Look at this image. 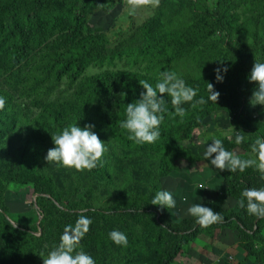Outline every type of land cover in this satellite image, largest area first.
Returning a JSON list of instances; mask_svg holds the SVG:
<instances>
[{
    "label": "rangeland",
    "instance_id": "374dc122",
    "mask_svg": "<svg viewBox=\"0 0 264 264\" xmlns=\"http://www.w3.org/2000/svg\"><path fill=\"white\" fill-rule=\"evenodd\" d=\"M122 1L119 12L114 15H110V11L117 0L88 2L86 23L77 43L64 42L69 23L66 20L54 31L47 27V43L41 47L36 43L37 37L30 33L29 58L26 61L16 63L9 59L8 54L3 57L0 64V97L4 99L0 111V127H4L0 137V192L4 193L6 205L4 219L16 227L22 225L26 228V224H34L39 229L37 234L42 235L44 214L38 203L43 196L40 189L48 188L50 177L56 181L57 189L64 192L65 201L60 207L75 208V220L85 216L89 210L103 212L104 216L91 219L87 233L76 248L90 254L96 264H264V219L257 220L248 214V224L242 225L241 212L247 213L236 203L238 190L264 186V179L255 167L234 173L227 169L217 170L203 156L206 145L211 144L215 136L223 141L226 149L235 151L242 158H255L251 145L257 136L264 135V105L249 103L257 87L256 82H249L248 102L238 116L240 120L250 122V128L239 125L233 115L223 111L214 112L202 121L200 128L195 129L184 118H174L171 122L164 120L160 125V138L152 144L145 143L146 148L140 150L122 147L113 133L119 130L127 136V130L103 126L98 117L99 113L118 112L115 102L120 98L119 93L102 91L91 97L89 90L81 84L98 75L126 73L150 80L154 86L159 79V71L153 70L152 60L158 53L149 55L145 61L135 62V57H124L113 66H92L76 84L67 78L58 84L54 76L48 77V66L53 59L61 56L70 58L73 47L87 46L91 38L116 48L124 47L127 40L134 38L138 43L153 44L154 38L163 39L170 33L181 37L183 31L184 42L199 46L198 39L204 34L203 26L189 24V16L183 11L181 16L175 15V5L179 0ZM193 1L200 13L219 0ZM53 3L48 8H56L59 4L53 6ZM163 5H166L165 14L160 17L158 10ZM263 8L264 0H245L229 9L237 42L250 48L257 46L255 38L263 41L256 47L257 56H250V71L255 60L264 62V25L259 36L255 27L256 17L262 19L264 16L260 11ZM236 19L239 20L235 23ZM151 20H155L151 33L136 36L135 33ZM51 23L47 21V25ZM200 58L209 59L205 55ZM219 59L205 69H197L193 75L188 66L183 70V64L179 75L186 84L196 87L195 84L202 85L201 79L212 73L204 86L206 93L208 84L212 83L214 90L226 94L232 87L228 79L229 66ZM216 67L228 69L226 74L222 73V82L215 80L213 69ZM81 118L85 124L94 125L93 131L107 143L103 164L94 171H77L51 162L48 164L45 156L54 145L47 131H55L58 124L78 123ZM244 131V141L235 144V135ZM176 132L183 138L179 143L183 149L173 170L164 175L163 170L166 169L159 168L161 162L158 163V159L166 150H179L169 139L170 134ZM140 151H144V155ZM36 161L41 162L46 171L35 182L33 178L38 168L24 169L32 167ZM239 174L244 177L240 179ZM158 189L174 193V209L160 210L159 206L151 204V198ZM220 197L228 199L222 204L223 210L213 204ZM194 202L220 212L223 222L203 228L197 225L187 214V208ZM113 229L126 233V247L114 244L108 238L109 231ZM47 248L46 255L49 246ZM1 258L5 262L2 251Z\"/></svg>",
    "mask_w": 264,
    "mask_h": 264
},
{
    "label": "trees",
    "instance_id": "16d2710c",
    "mask_svg": "<svg viewBox=\"0 0 264 264\" xmlns=\"http://www.w3.org/2000/svg\"><path fill=\"white\" fill-rule=\"evenodd\" d=\"M0 0V64L5 55L8 54L10 60L16 63L26 61L28 51L30 47V33L37 37L36 43L41 47L47 43L48 26L52 31L60 28L63 22L68 20L67 30L68 33L64 36V42L66 44L77 43L81 32L86 23V4L89 2L93 4L96 0ZM245 0H219L213 7H207L204 12H200L193 0H179V3L175 5V15L181 16L182 11L189 16V24H200L203 26V35L198 39L199 46L189 45V42H184V32L181 31V37H178L174 33L165 36L163 39L154 38L153 44L138 43L135 38L127 40L124 47L112 48L108 44L97 42L94 38L89 40L87 46H76L72 48V56L68 57H56L51 61L48 66V77H55L56 82L61 84L64 79H69L73 84L79 82L86 71L92 66L97 68H103L105 66H113L119 59L124 57H135L138 60L145 61L149 55L158 53V56L154 57L152 62L155 66L154 71H163L165 68L180 72L181 66L185 64V70L188 66L192 71V75L197 69H205L211 64H214V60L220 58L224 65L229 66L228 79L232 83V87L223 94L219 93L218 99L215 102L209 101L203 105H197L196 107H189V104L183 105L186 108V114L184 119L186 122L192 125V128H200L202 121L208 118L216 111H223L238 120L239 125L245 126L247 129L251 127L250 122L246 120H240L238 118L239 111L247 104L248 93L247 86L249 81L247 76L250 73L249 59L252 54L257 56V46H261L263 42L260 38H255L257 46L248 47L241 42L236 41V29L233 25V19L230 17V8L236 4ZM59 2L56 8H48L51 3L53 6ZM122 0H117L112 6L110 15L117 14L119 7L122 4ZM167 1L166 3H168ZM166 5H163L158 10V16L164 17ZM264 13V8L260 10ZM239 19L235 20V23ZM48 22H52L51 25H47ZM173 19H171L172 24ZM155 20L149 21L146 25L135 33L150 34L154 28ZM264 25V16L262 19L256 17L255 27L257 29V35L259 36L260 28ZM169 26V25H168ZM173 26V25H171ZM170 26V27H171ZM219 35L218 37H215ZM186 45V47H185ZM200 47V50L198 48ZM12 50V51H11ZM202 55L207 58H200ZM185 56L183 59L182 57ZM212 73H210L205 79H201L200 84H195L198 89L197 97L203 96L207 98L208 93L204 86L210 80ZM159 78V76H157ZM139 82H147L151 84L150 80H143L142 78L130 75L126 73L117 74H105L98 75L86 79L81 84L82 87L89 90V96L94 97L100 94L102 91L110 93H119L120 98L115 102V107L118 108V112H111L108 114L99 113L98 117L103 126L111 128L120 127V121L124 119V108L127 103H131L136 99H139V94L144 91L142 85ZM189 85V84H188ZM190 86V85H189ZM216 91V90H214ZM170 100V98L165 97ZM114 104V103H113ZM169 109L165 114L164 120L172 121L174 117L172 115V106L170 103L166 104ZM2 111V107H0ZM78 125L83 127L85 125L84 118L78 120ZM67 125L58 124L56 130H48L47 135L51 137L52 134L58 133L63 127ZM121 128V127H120ZM4 127H0V137ZM120 131L113 133V136L119 140L118 142L122 147L126 149L137 148L143 150L146 148L145 144H135L127 139ZM127 135V134H126ZM178 132L170 134V142L179 148L171 152L166 150L159 157L158 163L161 162L159 168L163 170L164 175H167L173 168L176 162V158L181 156L182 147L179 145L183 141V138L178 137ZM242 136L246 135V132H242ZM52 138V137H51ZM250 145V141L246 142ZM145 145V146H144ZM144 155V151H140ZM188 152L186 156L188 157ZM99 165V164H98ZM163 165V166H162ZM32 167L24 169L29 171L30 169L37 167L35 177L36 180L44 173L45 168L41 162H34ZM167 166V167H166ZM98 168H93L90 171H94ZM171 169V170H170ZM0 170H1V158H0ZM240 175V179L244 176ZM35 185V184H34ZM36 187V185H35ZM43 196L39 199V206L44 214V220L42 222V235H38V228L34 224H26V228L13 227V223L5 218L6 205H4L3 191L0 192V252L5 254V262L12 264H41L40 254L46 255L47 247L51 250L58 242L61 233L64 230L65 225H73L77 213L75 208H61L64 204V192L59 191L56 187V181L48 177V188L40 189ZM240 192L236 195L240 198ZM44 195H48L47 197ZM228 200L226 197L218 198L216 203H213L219 210H223L222 204ZM242 225L248 224L250 216L243 214ZM86 217L91 219L104 216L103 212L89 210ZM259 226V225H258ZM6 250L3 251L2 250ZM0 262L5 263L0 259Z\"/></svg>",
    "mask_w": 264,
    "mask_h": 264
},
{
    "label": "clouds",
    "instance_id": "9594fccd",
    "mask_svg": "<svg viewBox=\"0 0 264 264\" xmlns=\"http://www.w3.org/2000/svg\"><path fill=\"white\" fill-rule=\"evenodd\" d=\"M227 71L226 67L214 68L215 80L222 82L224 79L222 73L226 74ZM247 79L249 82H256L257 85L249 103L253 106L264 105V62L255 60ZM139 83L144 91L139 94V99L126 104L124 119L120 121V127L127 130V139L135 144H152L160 138V125L169 111L166 107L167 103L172 106V115L183 120L187 111L183 105L196 107L209 101L216 103L219 96V93L214 91L213 84L209 83L207 98L200 96L194 99L197 97L198 89L186 84L181 75L168 68L159 72V79L154 86L147 82ZM3 104L4 99L0 97V107H3ZM93 128L94 125L85 124L81 127L75 122L52 134L54 147L47 151L45 160L48 164L51 162L56 166L74 168L77 171L92 170L98 164H103L102 157L107 151V143L98 137ZM243 141L244 137L236 134L233 142L239 145ZM251 152L255 154L254 159L242 158L235 151L226 149L223 141L213 136L211 144L206 145L203 156L217 170L227 169L234 173L255 167L261 179H264V135L256 137L251 145ZM236 203L239 208L244 209L257 220L264 219V186L242 189ZM151 204L159 206L160 210L165 208L169 210L176 207V199L172 191L158 189L151 198ZM187 214L202 228L224 220L220 212H215L210 207L197 202L189 205ZM91 223L90 217L81 215L74 225H65L58 244L49 250L47 255L43 253L39 255L43 259V264H96L90 254L76 250ZM12 226L15 227V224ZM108 238L121 247H126L128 244L126 233L116 229L109 231Z\"/></svg>",
    "mask_w": 264,
    "mask_h": 264
}]
</instances>
